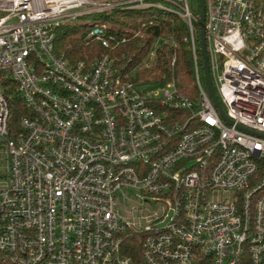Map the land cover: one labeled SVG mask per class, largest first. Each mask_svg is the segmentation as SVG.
<instances>
[{"label": "built area", "instance_id": "obj_1", "mask_svg": "<svg viewBox=\"0 0 264 264\" xmlns=\"http://www.w3.org/2000/svg\"><path fill=\"white\" fill-rule=\"evenodd\" d=\"M117 7L186 21L196 94L174 78L137 84L110 52L72 62L56 51L59 25ZM98 20L88 34L110 47L112 24ZM196 21L189 0H0V264H264V6L206 0L232 121L201 80ZM164 43L175 36H157L132 70ZM14 93L28 111L11 130ZM127 188L151 208L121 214Z\"/></svg>", "mask_w": 264, "mask_h": 264}, {"label": "trees", "instance_id": "obj_2", "mask_svg": "<svg viewBox=\"0 0 264 264\" xmlns=\"http://www.w3.org/2000/svg\"><path fill=\"white\" fill-rule=\"evenodd\" d=\"M264 6V0H261ZM200 16V6L196 11ZM112 24L111 30L117 36V42L105 47L99 40L93 39L88 33L90 23H66L56 28L55 46L58 53L64 54L72 62L81 59L94 60L102 53L110 52L116 64L127 68L130 79L137 84L151 85L159 80L174 78L180 90L186 94H196L197 84L192 50L184 36L188 32L186 21L178 14L157 7L141 9L114 8L109 12L93 14ZM195 36L198 45V64L201 80L205 87V69L200 49V23H194ZM173 34L176 44L164 43L155 64L136 70L133 67L140 64L157 36ZM126 37L125 41L122 38ZM213 79V78H212ZM216 88V84L213 81ZM9 126L17 129L20 117L27 113L23 99L14 93L10 99ZM135 240V239H134ZM138 244L134 242L130 252Z\"/></svg>", "mask_w": 264, "mask_h": 264}, {"label": "rangeland", "instance_id": "obj_3", "mask_svg": "<svg viewBox=\"0 0 264 264\" xmlns=\"http://www.w3.org/2000/svg\"><path fill=\"white\" fill-rule=\"evenodd\" d=\"M189 1L191 4V7L197 11L199 8V0H189ZM166 3H168V2H166ZM168 4H171V3H168ZM96 21H99L98 18H96L92 15L80 16L79 18H77L75 20V22H78V23H93ZM218 74H219V72L217 73V75ZM1 141H2V137L0 136V177H6L9 175L8 161H7L6 157L4 156L3 147L1 146L2 145ZM124 192L128 196V199L126 201L129 202V204L125 206L124 205L125 200L120 199L121 205H118V211L121 214L128 215L127 210L130 209L131 207H133L134 205L135 206H142L145 212H147L149 210V208H151L150 203H146L142 198L137 196V193H138L137 190H134L132 188H127L124 190Z\"/></svg>", "mask_w": 264, "mask_h": 264}, {"label": "water", "instance_id": "obj_4", "mask_svg": "<svg viewBox=\"0 0 264 264\" xmlns=\"http://www.w3.org/2000/svg\"><path fill=\"white\" fill-rule=\"evenodd\" d=\"M199 6H200L199 23H200V44H201L200 49H201V53H202L203 61H204L205 83L210 92V95L214 99L222 115L227 120L232 121V118L227 115L226 111L224 110L222 106L221 100L215 89L213 79H212L208 47H207V34H206V0H199Z\"/></svg>", "mask_w": 264, "mask_h": 264}]
</instances>
